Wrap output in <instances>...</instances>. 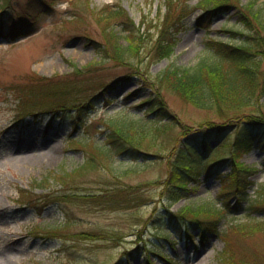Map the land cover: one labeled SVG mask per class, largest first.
<instances>
[{"label":"rangeland","instance_id":"rangeland-1","mask_svg":"<svg viewBox=\"0 0 264 264\" xmlns=\"http://www.w3.org/2000/svg\"><path fill=\"white\" fill-rule=\"evenodd\" d=\"M12 1L13 12L32 14L33 24L17 40L0 33V264H150L152 260L153 264H224L225 261L241 263L242 260L264 264V228L244 237L234 225L230 227L232 222L245 221L246 216L230 215L220 225L222 236L211 233L202 239L197 231L189 238L185 220L174 214L187 203L205 202L223 193L230 183L227 174L231 165L220 162L232 157L237 136L242 139L246 132L235 128L226 132L227 141L218 152L201 162L205 171L197 182L190 183L189 196L173 203L168 212L165 209L168 198L157 184L124 190L121 194L124 198L130 199L134 192L137 194L132 202L122 205L110 203L105 190H113L115 184L135 186L166 177L169 154L179 145L173 138L179 132L178 126L165 127L164 138L170 139L171 144L165 141L166 148L159 144L153 150L158 155L146 160L120 156L125 161H115L110 167L105 165L96 170H82L74 176L78 188L68 190L56 179L50 180L48 187L40 183L62 168H75L85 158V152L77 148L80 143L66 141L72 131L71 113L65 121L63 117L50 119L49 115L14 119L17 99L7 88L12 82H21L28 74L52 76L72 72L73 64L88 66L87 75L82 79L86 86L84 93L98 92L105 83L124 75L128 67L113 58L101 60L88 37L106 43L103 27L108 25L101 15L107 16L102 12L110 5L120 6L141 31L148 26L154 31L161 18L159 11L163 0ZM3 2L0 0V12ZM199 12L196 10L185 19L184 27L176 34L174 53L153 63L150 66L152 74L170 64H195L208 53L205 44L208 37L229 40L230 33L223 28L245 29L234 10L215 17L210 29L198 25ZM121 29L118 27L117 32L123 36ZM120 42L125 44L126 38H120ZM146 53L147 50L141 56ZM137 88L136 81L119 85L110 91L114 100L99 102L95 111L88 112L87 118L99 120L149 96L150 90L146 87L138 96L126 98ZM164 95L169 109L189 125L197 127L213 116L176 94L165 91ZM261 102L264 103V98ZM81 131H74L73 136L84 138ZM216 145L213 143L212 147ZM237 151L240 162L257 168L251 179L256 184L264 182V141L260 146ZM192 156L198 159L195 154ZM256 184L249 193H255ZM22 190H26V197L22 196ZM44 192L51 194L46 196ZM65 192L71 194L60 195ZM228 201L235 203L236 197L231 195ZM254 216L264 217V213ZM52 227L57 230L50 231ZM82 232L91 234L77 235Z\"/></svg>","mask_w":264,"mask_h":264},{"label":"trees","instance_id":"trees-1","mask_svg":"<svg viewBox=\"0 0 264 264\" xmlns=\"http://www.w3.org/2000/svg\"><path fill=\"white\" fill-rule=\"evenodd\" d=\"M191 1L163 0L159 11L161 18L154 31L149 26L141 31L120 6L105 7L102 14L107 16L101 15V18L108 25L103 27L107 35L106 43L88 37L89 43L97 49L101 60L113 58L118 64L127 66L128 71L105 83L95 93L82 92L86 89L82 79L87 75L88 66L78 67L73 64L72 72L52 76L28 74L21 82H12L7 88L17 99L14 119L20 121L29 116L39 118L49 115L50 119L63 117L65 121L71 113L69 122L72 131L66 141L80 143L77 148L85 152V158L75 168H62L46 176L44 184L40 183L48 187L50 180L56 179L62 188L68 190L78 188L74 176L82 170H96L105 165L110 167L115 161H125L123 157L146 160L158 155L153 150L159 144L163 148L167 147L165 141L171 144L170 139L164 138L167 130L165 127L178 126L179 132L173 138L179 145L169 154L166 177L135 186L130 183L115 184L113 190H105L109 194L107 196H110V203L122 205L132 202L137 194L134 192L130 199L124 198L121 196L124 190L157 184L168 198L165 204L168 212L173 203L189 196L192 188L190 183L197 182L205 171L201 162L218 152L227 141L224 137L226 132L231 128L246 132L242 139L237 136L234 142L236 151L232 157L220 162L231 165L227 174L230 183L224 185L223 193L205 202L187 203L174 214L185 220L189 238L197 231L204 239L211 233L222 236L221 223L237 213L246 216V219L239 223L232 222L230 227L234 225L236 231L248 237L264 228V217L254 216L264 213V182L256 184L251 179L257 168L253 164L240 162L237 150H249L254 145H262L264 141V103L261 102L264 98V0L260 3L257 0H197L194 4ZM13 4L12 0H4L2 4L0 33L17 40L31 28L33 21L32 14L24 12L16 15ZM196 10L200 11L196 16L198 25L206 29H210L215 17L231 10L236 11L238 21L245 29L223 28L230 33L229 40L208 37L205 41L208 53L195 64H170L159 73L152 74L150 66L153 63L169 58L174 53L176 34L184 27L185 19ZM120 26L123 36L117 32ZM122 37L126 38L125 44L120 42ZM145 50L147 53L141 56ZM130 81H136L138 88L129 92L126 98L138 96L146 87L150 90L149 96L99 120L87 118L88 112L95 111L99 102L104 100L109 103L114 100L110 95L111 90ZM165 91L207 110L213 116L204 119L197 127L183 122L169 109ZM79 130L84 132V138L82 135L73 136V132ZM213 143L218 145L212 147ZM193 154L198 159H194ZM254 184L255 193L251 194L249 189ZM25 192L22 190L23 197H26ZM43 194L47 196L51 193ZM70 194L65 192L60 195ZM92 195L97 197L96 194ZM231 195L236 197L235 203L228 201ZM29 198L32 203V197ZM49 230L56 231L57 228ZM90 234L82 232L77 235L83 237ZM150 264H153V260ZM224 264L249 262L225 261Z\"/></svg>","mask_w":264,"mask_h":264}]
</instances>
